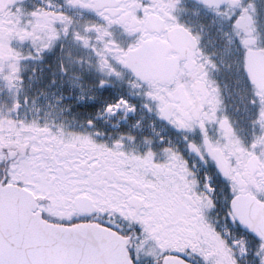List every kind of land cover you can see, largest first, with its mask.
Segmentation results:
<instances>
[{
    "label": "flooded vegetation",
    "instance_id": "1",
    "mask_svg": "<svg viewBox=\"0 0 264 264\" xmlns=\"http://www.w3.org/2000/svg\"><path fill=\"white\" fill-rule=\"evenodd\" d=\"M226 1H1L0 183L126 239L132 264H264L231 213L264 206V0Z\"/></svg>",
    "mask_w": 264,
    "mask_h": 264
},
{
    "label": "water",
    "instance_id": "2",
    "mask_svg": "<svg viewBox=\"0 0 264 264\" xmlns=\"http://www.w3.org/2000/svg\"><path fill=\"white\" fill-rule=\"evenodd\" d=\"M226 2L220 0L219 5ZM241 21L250 26L248 19ZM245 62L248 66L250 56ZM242 202L248 210L241 208ZM36 206L29 191L0 183V243L9 259L18 264H132L126 239L94 225L48 224L36 212ZM231 213L243 229L264 239V206L253 200H235ZM161 264L184 263L169 258Z\"/></svg>",
    "mask_w": 264,
    "mask_h": 264
},
{
    "label": "rangeland",
    "instance_id": "3",
    "mask_svg": "<svg viewBox=\"0 0 264 264\" xmlns=\"http://www.w3.org/2000/svg\"><path fill=\"white\" fill-rule=\"evenodd\" d=\"M224 58L226 59V61L228 60L227 61V65H226V67L228 66V69H227V71H223V75L225 76L226 80L229 83L228 86L230 87V90L234 91L235 93H237L239 91H245L246 89H245V87L243 85L244 82L242 80L243 77L240 74L239 61L236 58L232 57L230 55V53L226 54ZM4 81H5L6 84H8L9 79H4ZM8 92H6V95L8 94ZM5 104H6L5 101L0 103V112L2 114L5 113V111H4L5 110L4 109ZM243 238H245V236L240 233V235L237 236L236 238H234V240L243 239Z\"/></svg>",
    "mask_w": 264,
    "mask_h": 264
},
{
    "label": "bare ground",
    "instance_id": "4",
    "mask_svg": "<svg viewBox=\"0 0 264 264\" xmlns=\"http://www.w3.org/2000/svg\"><path fill=\"white\" fill-rule=\"evenodd\" d=\"M122 108H123V109H122ZM122 108H120V107H116V108H114V109H112V110H109L108 115H109V116H112V115L115 114L116 111H122V110H124V112H125L126 115H131V113H132L131 111L125 110V107H122ZM240 251H241V257H245L247 253H246V251H245V247H244V245L241 246Z\"/></svg>",
    "mask_w": 264,
    "mask_h": 264
},
{
    "label": "snow or ice",
    "instance_id": "5",
    "mask_svg": "<svg viewBox=\"0 0 264 264\" xmlns=\"http://www.w3.org/2000/svg\"><path fill=\"white\" fill-rule=\"evenodd\" d=\"M0 264H18V262L14 259H9L3 250L2 243H0Z\"/></svg>",
    "mask_w": 264,
    "mask_h": 264
},
{
    "label": "built area",
    "instance_id": "6",
    "mask_svg": "<svg viewBox=\"0 0 264 264\" xmlns=\"http://www.w3.org/2000/svg\"><path fill=\"white\" fill-rule=\"evenodd\" d=\"M4 79H5V77L0 75V103L5 101V99H6L5 95L7 92V87H6V83H5Z\"/></svg>",
    "mask_w": 264,
    "mask_h": 264
}]
</instances>
